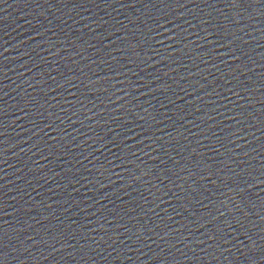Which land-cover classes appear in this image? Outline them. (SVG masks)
<instances>
[{"label":"water","instance_id":"water-1","mask_svg":"<svg viewBox=\"0 0 264 264\" xmlns=\"http://www.w3.org/2000/svg\"><path fill=\"white\" fill-rule=\"evenodd\" d=\"M0 264H264V0H0Z\"/></svg>","mask_w":264,"mask_h":264}]
</instances>
